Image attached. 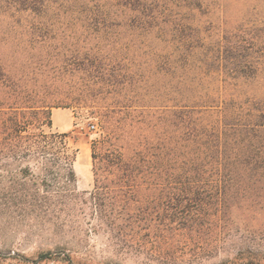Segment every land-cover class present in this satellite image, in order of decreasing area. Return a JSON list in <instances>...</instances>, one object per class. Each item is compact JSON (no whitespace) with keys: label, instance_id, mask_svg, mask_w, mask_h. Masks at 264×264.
I'll return each mask as SVG.
<instances>
[{"label":"trees","instance_id":"trees-1","mask_svg":"<svg viewBox=\"0 0 264 264\" xmlns=\"http://www.w3.org/2000/svg\"><path fill=\"white\" fill-rule=\"evenodd\" d=\"M228 1L0 0V221L60 237L50 250L61 261L92 264L76 258L90 234L122 240L162 227L201 248L205 231L221 233L239 205L264 203L254 190L264 181V110L242 90L264 63L248 52L264 50V23L208 18L249 4L264 22V0ZM82 36L97 44L93 53L119 61L108 80L122 89L103 107L112 149L94 156L89 191L76 186L78 149L44 129L52 124L45 86L65 79L55 62L65 41ZM142 57L154 72L129 68ZM115 110L136 113L135 134L121 142Z\"/></svg>","mask_w":264,"mask_h":264},{"label":"rangeland","instance_id":"rangeland-1","mask_svg":"<svg viewBox=\"0 0 264 264\" xmlns=\"http://www.w3.org/2000/svg\"><path fill=\"white\" fill-rule=\"evenodd\" d=\"M254 13L249 4H231L224 14L221 11L211 12L208 18L228 27L244 18L250 26L263 27L264 22L259 21ZM89 42L83 36L77 42L65 41V48L69 50L55 62L59 63L61 69L58 71L63 73L65 79H54L45 86L48 94L45 101L51 106L52 124L44 129L66 133L72 147L78 149L74 163L78 191L92 190L94 156L97 163L102 152L112 149L105 137V127L110 117L102 111H105L103 107L112 105L110 98H107L108 92L122 90L121 86L115 85L116 82L108 80L120 73L119 61L114 63L103 53H93V46L97 44ZM261 51L264 52L262 46L257 45L256 53L253 50L248 52L254 54L252 60L261 59L263 62L264 57L259 53ZM128 65L133 71L154 72L147 57L135 58ZM161 79L163 77L160 76L158 83L163 81ZM155 80L153 78L151 82L158 84ZM242 90L247 91L248 97L254 96L261 100L259 107L264 110V63H261L254 79L246 82ZM63 93L72 98H59ZM85 93L88 100H82L86 99ZM126 111L115 110L111 119L120 142L135 134L130 122L136 113ZM254 188L264 191V181ZM234 211L223 222L221 233L214 228L205 231L201 248L183 246L186 237L171 235L160 227V232L152 231L150 236L141 230L137 235L122 240H112L102 232L90 234L87 242L79 247L76 258L92 264H264V203L249 202L239 205ZM192 237L197 236L193 234ZM58 241H61L60 237L29 229L24 224L13 226L0 221V264H69L61 261L64 253L50 250L51 245ZM42 253L48 258L40 260L39 255Z\"/></svg>","mask_w":264,"mask_h":264},{"label":"crops","instance_id":"crops-1","mask_svg":"<svg viewBox=\"0 0 264 264\" xmlns=\"http://www.w3.org/2000/svg\"><path fill=\"white\" fill-rule=\"evenodd\" d=\"M65 111V110H64Z\"/></svg>","mask_w":264,"mask_h":264}]
</instances>
